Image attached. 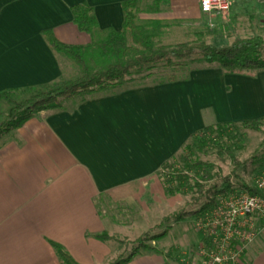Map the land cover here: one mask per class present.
Here are the masks:
<instances>
[{
    "label": "crops",
    "instance_id": "0c3cea01",
    "mask_svg": "<svg viewBox=\"0 0 264 264\" xmlns=\"http://www.w3.org/2000/svg\"><path fill=\"white\" fill-rule=\"evenodd\" d=\"M125 1L0 0V91L66 81L59 53L43 33L86 44L91 35L77 29L72 7L92 8L95 34L121 29ZM136 1L138 12L152 11L148 17L160 21L197 23L207 14L198 0ZM231 5L256 11L262 6L258 0ZM261 117L264 71L252 77L216 67L172 82L112 87L69 99L63 110L40 112L0 141V264H62L52 243L79 264L110 263L121 254V244L95 235L116 236L114 230L127 222L119 220L116 205L114 220V202L134 195L136 189L130 190L136 185H151L161 164L193 132L216 122ZM199 238L166 247L154 241L163 253L144 251L128 264H187L191 259H183ZM240 264H264V229Z\"/></svg>",
    "mask_w": 264,
    "mask_h": 264
},
{
    "label": "trees",
    "instance_id": "16d2710c",
    "mask_svg": "<svg viewBox=\"0 0 264 264\" xmlns=\"http://www.w3.org/2000/svg\"><path fill=\"white\" fill-rule=\"evenodd\" d=\"M138 3L136 0L123 2L124 18L121 29L105 30L100 39L94 36L98 23L92 8L87 4L72 7L73 22L77 29L91 35L90 42L86 44L64 43L51 31L44 32L43 36L49 47L54 52L69 57L80 69L81 75L60 84L0 91V101L9 103L6 113H0V141L42 111L63 110L65 102L75 96H88L108 90L115 85L131 81L134 74L140 75L144 70L150 73V70L158 66L171 71V76L158 83L187 79L191 71L203 67H216L226 74L252 77L264 71V38L261 35L236 38L221 46L205 41L181 42L175 45L157 44L153 33L146 31L136 21ZM151 23L161 24L159 20H153ZM191 64L192 67L189 68ZM176 71L185 73L178 76ZM21 92L26 95L18 98ZM262 119L264 118L216 122L193 132L181 150L165 160L155 173L159 175L165 195L195 192L196 197L193 200L198 202L202 199L200 206L197 209H183L163 216L151 230L143 232L134 241L135 245L127 255L120 254L108 264H128L144 251L163 253L153 242L164 238L175 224L186 217H199L209 212L216 206L220 195L241 190L253 192L252 187L242 181L237 185L231 184L228 176L222 177L220 168L196 156L198 152L213 145L217 148L219 158L223 160V157L227 156L236 167L239 166L234 145L239 137V128L259 130ZM95 237L123 242L106 232L96 234ZM52 245L62 264H79L61 245Z\"/></svg>",
    "mask_w": 264,
    "mask_h": 264
},
{
    "label": "rangeland",
    "instance_id": "374dc122",
    "mask_svg": "<svg viewBox=\"0 0 264 264\" xmlns=\"http://www.w3.org/2000/svg\"><path fill=\"white\" fill-rule=\"evenodd\" d=\"M258 1L262 6L257 11L250 10L246 6L231 5L226 10L207 13L197 23L175 19L169 21L151 19L148 16L152 11L142 13L137 11L136 21L146 31L153 33L154 41L157 44L175 45L181 42L205 41L206 43L221 46L229 44L240 37L261 35L264 38V21H262L264 20V0ZM258 11L263 12V15L255 14ZM153 20H159L161 24L155 25L151 23ZM104 34V32H96L94 36L100 39ZM57 56L63 69V79L67 80L81 75L80 69L69 57L63 53H59ZM188 67H192V64ZM185 71H176V75L182 76ZM170 72V70L158 66L150 70V73L144 70L140 75L134 74L131 81L123 82L113 87L126 89L138 85H152L161 80H166L168 76H171ZM60 83L62 82L57 84ZM25 95V92H21L18 98H23ZM8 107L9 103L2 101L0 113L5 114ZM238 134V140L234 142V145L236 157L240 162L239 166L236 167L227 156H224L223 160L219 158L216 151L217 148L213 145L205 148L202 152H198L196 157L200 160L211 162L220 168L222 177L228 176L231 184L237 185L240 184L239 181H242L248 186H252L254 180L261 173H264V119H262L259 130L240 127ZM134 190V195L131 193L127 196V199H121L117 203L114 202V205L111 206L114 210L116 206L119 209L120 221L125 220L128 222H121L120 226L113 232L117 237L123 238L121 239L123 242L119 243L121 244V254L124 255H127L132 250L135 245L134 241L143 232L151 230L163 216L183 209H197L202 202V199L198 202L193 200L196 197L195 192H189L184 195H165L158 174L154 175L151 185H146L145 187L136 185L130 191ZM105 208L107 209V205ZM113 215L114 220L117 219L116 210L113 211ZM196 218L195 216H189L180 221L176 224L177 226L170 237L159 240L157 246L166 247L170 242L174 243L173 241L181 243L190 237H193L194 241L199 236L201 238L195 226ZM180 232H183L184 235L182 236ZM175 233L177 237H175ZM195 247L196 245H192V252H194Z\"/></svg>",
    "mask_w": 264,
    "mask_h": 264
},
{
    "label": "built area",
    "instance_id": "2783aa9c",
    "mask_svg": "<svg viewBox=\"0 0 264 264\" xmlns=\"http://www.w3.org/2000/svg\"><path fill=\"white\" fill-rule=\"evenodd\" d=\"M203 12L228 9L232 0H198ZM249 190L220 195L216 206L195 219L201 235L187 264H240L242 256L264 229V173Z\"/></svg>",
    "mask_w": 264,
    "mask_h": 264
}]
</instances>
